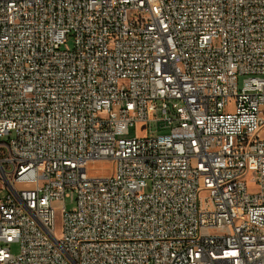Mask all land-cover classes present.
Segmentation results:
<instances>
[{"label":"built area","instance_id":"built-area-1","mask_svg":"<svg viewBox=\"0 0 264 264\" xmlns=\"http://www.w3.org/2000/svg\"><path fill=\"white\" fill-rule=\"evenodd\" d=\"M263 129L264 0H0V264H264Z\"/></svg>","mask_w":264,"mask_h":264},{"label":"rangeland","instance_id":"rangeland-1","mask_svg":"<svg viewBox=\"0 0 264 264\" xmlns=\"http://www.w3.org/2000/svg\"><path fill=\"white\" fill-rule=\"evenodd\" d=\"M72 46V39H69L63 46V49H70ZM151 128L153 130L156 129H162V127H156V125H144V123H138L134 128L130 129L129 132V137H134V136H144L146 133H148V129ZM262 136L264 138V129L262 131ZM89 172L91 170V172L95 173V174H108L111 173L112 171V164L109 161H96V162H92L90 163V165L88 166ZM248 188L250 190H256L257 188V184L255 183L252 175L249 176L248 178ZM8 192V190L5 188L3 190H0V196H3L4 194H6ZM74 197L75 195L72 194L71 198H68L66 200V206L67 208H72L74 206ZM56 228H57V236L61 235L62 232V213L61 210L58 209L56 211ZM11 252L14 254H18L20 251V245L18 242L13 243L11 246Z\"/></svg>","mask_w":264,"mask_h":264}]
</instances>
